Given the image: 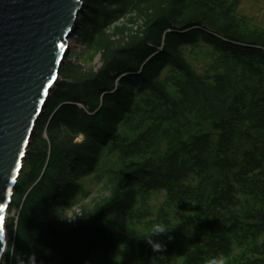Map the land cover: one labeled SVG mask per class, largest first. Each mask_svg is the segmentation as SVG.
<instances>
[{
	"label": "trees",
	"instance_id": "1",
	"mask_svg": "<svg viewBox=\"0 0 264 264\" xmlns=\"http://www.w3.org/2000/svg\"><path fill=\"white\" fill-rule=\"evenodd\" d=\"M130 12L144 17L142 31L110 44L108 26ZM243 22L228 0H86L77 35L102 48V67L78 77L63 66L38 123L23 170L37 183L18 219L19 263L112 264L121 247L132 255L126 264L156 261L155 233L141 239L155 224L141 232L130 221L142 223L139 205L165 191L164 208L193 205L195 222L191 237L168 243V257L206 264L260 242L262 255L238 264H264V30ZM201 43L217 55L213 75L185 56ZM106 149L117 156L107 169L115 207L58 220L54 209L78 199Z\"/></svg>",
	"mask_w": 264,
	"mask_h": 264
},
{
	"label": "water",
	"instance_id": "2",
	"mask_svg": "<svg viewBox=\"0 0 264 264\" xmlns=\"http://www.w3.org/2000/svg\"><path fill=\"white\" fill-rule=\"evenodd\" d=\"M86 0H0V264L25 160Z\"/></svg>",
	"mask_w": 264,
	"mask_h": 264
},
{
	"label": "rangeland",
	"instance_id": "3",
	"mask_svg": "<svg viewBox=\"0 0 264 264\" xmlns=\"http://www.w3.org/2000/svg\"><path fill=\"white\" fill-rule=\"evenodd\" d=\"M228 1L235 2L238 18L244 21L242 23L244 27L248 29L264 30V0ZM143 23V16H140L137 12H130L125 17L119 19L117 18L112 21L107 28L106 39L110 44L113 43V45L126 43L128 38L136 31H142L140 27L143 26ZM77 33L73 38L71 51L64 63V66L70 75L83 77L85 74L96 72L102 67L101 57L103 50L101 47L91 49L85 42L81 41ZM185 56L191 63L194 70L199 74L213 75L215 73L217 55L212 48L204 46L203 43L200 44V47L194 49L187 47L185 48ZM56 93L57 88L52 94V97ZM42 133L44 140H47L45 132L43 131ZM47 150L48 154H50V147ZM109 151V149H106L102 153V160L99 163L97 170L92 175L79 182L78 200L87 206L88 211H96L98 209L105 208L109 204H111V208H114L117 203V198H119L118 195H115L114 188L108 183L109 179L107 176V169L112 163L117 161V156ZM28 171L29 169L25 168V172H23V179L21 181L19 180L21 183H24L21 187L22 192L19 194L20 197H16V195L14 196L12 204L13 210L10 214L8 213L6 223V253L9 254L10 259L8 262L7 260H2V264H25L23 262L19 263V253L16 252V249L18 248L16 237L20 212L25 205L26 197L30 194L32 188L37 183L36 182L32 185L33 180L26 181L25 175H27ZM190 184L195 186L196 182H190ZM166 198L167 193L165 191L152 193L144 206L143 204L139 205L141 214L146 215L144 221L142 223H138L136 220L130 221L131 227H134L141 232H145V223L150 222L155 225H164L161 216L164 215L166 218L167 229H169L168 231L170 234L167 232L155 233V246H158L157 248L159 251H162V254L158 260L149 261V264H182L184 255L172 259L164 253V250L167 249L168 243L174 242L176 237L181 235V233L185 234L187 237H191L193 235V228L195 226L193 218V205L189 206L186 211L178 214L175 208H169L168 210L164 208ZM164 213L169 215L166 216ZM261 255L262 253L259 242L258 244L247 243L240 247L236 246L234 252L229 257H222L225 259V264H238L242 260H247L246 258H256ZM241 257L244 259H240ZM130 259H132V255L126 247L117 249L111 255L112 264H126ZM131 264L143 263L134 260Z\"/></svg>",
	"mask_w": 264,
	"mask_h": 264
},
{
	"label": "clouds",
	"instance_id": "4",
	"mask_svg": "<svg viewBox=\"0 0 264 264\" xmlns=\"http://www.w3.org/2000/svg\"><path fill=\"white\" fill-rule=\"evenodd\" d=\"M99 210V209H98ZM97 210V211H98ZM55 217L69 224L74 223L79 219H86L90 215L88 214V208L81 203L77 198L70 200L67 204H61L54 209ZM167 230L165 225H154L149 232L141 239L148 243L152 242V235L154 233H163ZM158 247V246H157ZM22 255V254H18ZM32 264H36L35 257H32ZM206 264H225V259L222 256L211 257Z\"/></svg>",
	"mask_w": 264,
	"mask_h": 264
},
{
	"label": "built area",
	"instance_id": "5",
	"mask_svg": "<svg viewBox=\"0 0 264 264\" xmlns=\"http://www.w3.org/2000/svg\"><path fill=\"white\" fill-rule=\"evenodd\" d=\"M75 36H73L71 39H70V45H72V42H73V38H74Z\"/></svg>",
	"mask_w": 264,
	"mask_h": 264
}]
</instances>
